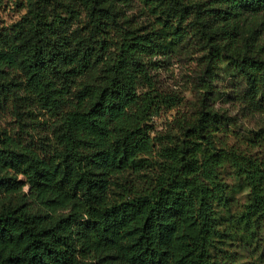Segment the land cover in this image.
<instances>
[{
	"label": "trees",
	"instance_id": "obj_1",
	"mask_svg": "<svg viewBox=\"0 0 264 264\" xmlns=\"http://www.w3.org/2000/svg\"><path fill=\"white\" fill-rule=\"evenodd\" d=\"M51 1L30 0L18 23L25 40L0 49V103L20 132L32 138L38 113L53 119L41 148L0 135V264H234L222 243L264 231V44H241L231 18L240 7L263 12L264 0H119L138 3L133 17L113 12V0H76L91 29L73 45ZM191 41L204 50L198 109L182 138L162 141L147 124L166 102L153 95L152 71ZM220 64L238 73L245 110L262 118L245 143L219 136ZM97 65L100 85L78 82ZM152 165L147 188L110 195L113 177Z\"/></svg>",
	"mask_w": 264,
	"mask_h": 264
},
{
	"label": "rangeland",
	"instance_id": "obj_2",
	"mask_svg": "<svg viewBox=\"0 0 264 264\" xmlns=\"http://www.w3.org/2000/svg\"><path fill=\"white\" fill-rule=\"evenodd\" d=\"M29 2L30 0H0V49H5L12 44H19L25 40L26 35L24 31L19 29L18 23L26 15ZM54 2L55 9L48 5L47 10L53 14L58 13L64 18L60 27L61 35L65 41L73 45L78 40L86 38L91 29L88 10L76 0H54ZM54 2L51 1L53 4ZM137 8L138 3L136 1L125 4L122 1L113 0L112 10L118 13V16H137ZM231 24L237 28L241 44L246 41L264 44V11L251 13L245 7H240L232 12ZM203 54L204 50L191 41L181 44L168 56L157 58L155 69L152 71L153 95L165 98L166 102L169 98H173V101L159 103L153 109V117L147 122L152 137L158 136L162 141L182 138L181 126L185 121H190L198 109L199 79L204 70ZM16 79L18 78L16 77ZM78 82L100 85V65L86 71L78 79ZM212 87L214 92L211 96V103L223 116V129L219 136L230 142H247L248 138L263 124L260 115L245 110L241 99L244 90L243 80L228 65L220 64L215 70ZM142 90H147V88L143 89L142 87ZM52 121L53 119H50L48 115L38 113L34 126L28 127L32 135L30 138L20 132L10 104L0 103V135L20 139L23 143L31 141L34 146L40 148L43 146H39L40 141H44L45 145L50 144ZM150 159L155 162L157 158L153 156ZM155 170V165H152L138 173L125 171L113 177L110 195L117 196L118 192H124L123 190L140 193L151 184ZM223 178L229 185L236 184L232 171L229 169L223 172ZM26 189L24 187L23 190ZM246 196L247 191L236 194V203L231 213L239 211L238 207L246 201ZM219 215L224 216L222 213ZM262 232L260 236L256 235L252 242H249L246 237H240L224 241L221 248L234 258V264H261L264 256V231Z\"/></svg>",
	"mask_w": 264,
	"mask_h": 264
}]
</instances>
